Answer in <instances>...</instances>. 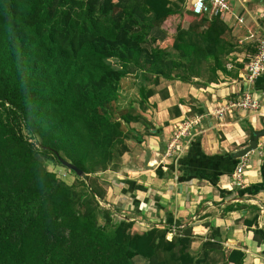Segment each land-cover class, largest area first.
<instances>
[{
	"label": "trees",
	"instance_id": "trees-1",
	"mask_svg": "<svg viewBox=\"0 0 264 264\" xmlns=\"http://www.w3.org/2000/svg\"><path fill=\"white\" fill-rule=\"evenodd\" d=\"M241 50L220 15L186 0H0V264H245L213 227L196 251L192 227L170 217L136 227L107 203L102 177L125 164L130 141L162 136L151 98L173 81L238 79ZM190 99L188 115L205 113ZM241 127L246 145L257 130ZM257 217L245 223L260 243Z\"/></svg>",
	"mask_w": 264,
	"mask_h": 264
},
{
	"label": "crops",
	"instance_id": "crops-1",
	"mask_svg": "<svg viewBox=\"0 0 264 264\" xmlns=\"http://www.w3.org/2000/svg\"><path fill=\"white\" fill-rule=\"evenodd\" d=\"M193 1L186 0V7L190 8ZM228 3L229 9L222 19L242 49L233 55L234 62H241L252 56L251 49H256L264 26V0H234V4L228 0ZM243 67L238 70V79L221 74L218 82L207 86L197 87L181 81L168 83L169 96L163 100L158 95L153 98L157 118L163 120L160 123L162 136L146 137V162L143 154H137V158L127 156L124 165L130 176L128 170H124L123 179L119 175L118 181H110L106 201L120 213L131 216L140 229L165 226L167 217L173 222L179 221V227H192L195 238L191 248L195 251L202 237L208 234V227H213L226 248L245 249V264H264V242L258 243L245 223L258 214L256 224L251 227L264 237V146L258 143L256 149L245 154L243 188L233 182V171L240 158L236 152L245 146L247 139L241 120L259 130L264 125V117L261 113L241 111L217 120L207 114L225 100L235 99L245 89ZM252 92L264 100V82L254 84ZM186 97L195 99L205 108V113L200 114L203 117L199 129L181 140L177 148L180 157L176 160L166 156L165 151L172 128L183 116H190ZM176 103L181 114L171 117L169 108ZM251 206L255 207V212Z\"/></svg>",
	"mask_w": 264,
	"mask_h": 264
},
{
	"label": "built area",
	"instance_id": "built-area-1",
	"mask_svg": "<svg viewBox=\"0 0 264 264\" xmlns=\"http://www.w3.org/2000/svg\"><path fill=\"white\" fill-rule=\"evenodd\" d=\"M228 0H194L190 6L195 14H213L221 17L228 11ZM256 52L250 56L249 62L244 67L242 74L245 89L235 99L225 100L210 109L207 114L211 117L222 120L226 115L236 114L241 111H248L252 114L261 113L264 117V100L254 96L252 89L258 77L264 76V26L261 30V35L256 43ZM203 115L183 116L174 126V132L170 142L167 145V155H170L169 150L177 149L181 140L185 137H190L191 133L197 128L199 129ZM199 126V127H198ZM258 143L264 146V136L258 139ZM247 165L246 156L239 158L237 165L233 171V182L238 188H243L244 185V169Z\"/></svg>",
	"mask_w": 264,
	"mask_h": 264
},
{
	"label": "rangeland",
	"instance_id": "rangeland-1",
	"mask_svg": "<svg viewBox=\"0 0 264 264\" xmlns=\"http://www.w3.org/2000/svg\"><path fill=\"white\" fill-rule=\"evenodd\" d=\"M231 2H232V4H234V0H231ZM191 19V17H186V20H190ZM169 25H170V23L167 21L166 23H165V26L166 27H169ZM126 81H127V83H129V81H131V79L130 78H127L126 79ZM182 83H188V84H191V85H194V83L192 82V81H189V82H182ZM129 91L130 92H132L133 91V88H130L129 89ZM154 98V97H153ZM153 98H151V100L153 101ZM185 99H189L190 101H191V99L190 98H185ZM179 106V105H178ZM148 114H149V112H148ZM153 119H154V122H155V124L157 125V126H160L161 124V122L163 121L162 120V118L159 120L158 118H157V108H156V110L154 111V113H153ZM262 122V121H261ZM260 122V123H261ZM173 130H172V134H173V132H174V128H172ZM170 133V132H169ZM171 139V135L168 137V141ZM129 144H130V149H131V152H130V154H127V155H124V157H123V162H125V160L126 159H128V155H130V156H136V158H137V154L139 155V154H143V157H142V159L143 160H145L146 158H145V154H144V151H145V144H147V139H145V141L144 142H142V145L141 144H134L133 142H129ZM168 145V144H167ZM167 152H168V150H167V147H166V151H165V155L167 156ZM169 152H170V155H168V156H170V157H172L173 159H176V158H179L180 156H179V150L178 149H172V150H169ZM178 152V153H177ZM182 153V152H181ZM181 155V154H180ZM177 160V159H176ZM128 161V160H127ZM145 162H146V160H145ZM178 162V161H177ZM126 163V162H125ZM47 168L49 169V170H52V171H55L57 174H59V175H61L64 179H66L68 182H72L73 181V176L72 175H70V174H68V173H66L65 171H63V169L62 168H60V167H58L57 165H55L54 163H47ZM124 170L126 171V170H128V167L126 166L125 167V165H123V166H121V168H119L117 171H115V172H112L111 171V174H110V172H107L105 175H102V177H103V181H104V183H103V185L107 188L108 187V185H109V183H110V181H111V183H112V180L114 181H118V177H119V175H122L121 173H124ZM117 172V173H116ZM108 174V175H107ZM127 174L130 176V172H129V170H128V172H127ZM124 178L125 176H121L120 178ZM122 178V179H123ZM171 236V234H167V237L169 238ZM194 245V247L196 246V243H194L193 244ZM194 250V249H193Z\"/></svg>",
	"mask_w": 264,
	"mask_h": 264
},
{
	"label": "water",
	"instance_id": "water-1",
	"mask_svg": "<svg viewBox=\"0 0 264 264\" xmlns=\"http://www.w3.org/2000/svg\"><path fill=\"white\" fill-rule=\"evenodd\" d=\"M262 136H264V127L255 131L253 138L248 141L247 145H245L244 147H242L241 149H239L236 152V156L241 157V156L245 155L246 153L250 152L251 150L256 149L257 145H258V139ZM60 161L66 167L74 170L78 175H80V176L83 175V171L80 170L79 168H77L74 164H72L68 161H65L64 159H61V158H60Z\"/></svg>",
	"mask_w": 264,
	"mask_h": 264
}]
</instances>
